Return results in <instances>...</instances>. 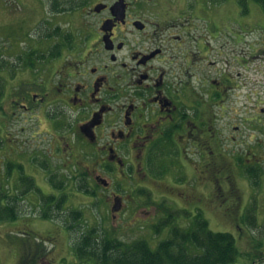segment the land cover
<instances>
[{
    "label": "flooded vegetation",
    "instance_id": "flooded-vegetation-1",
    "mask_svg": "<svg viewBox=\"0 0 264 264\" xmlns=\"http://www.w3.org/2000/svg\"><path fill=\"white\" fill-rule=\"evenodd\" d=\"M117 1L72 0L70 6L80 9L83 19L79 38L37 59L42 67L34 61L24 65L21 75L27 72L30 78L15 71L11 81L20 79L18 85L24 87L10 92L14 111L21 108L58 126L54 140L58 149L65 145L64 166L111 190L108 204L114 218L129 207L128 195L137 187L148 188L153 179L177 170L179 162H191L204 180L206 168L225 158V127L240 132L238 144L251 151L258 138L242 134L241 121L237 124L242 103L253 106V117L246 119L250 127L256 133L264 127L257 80L246 76L242 81L243 68H249L243 64L242 34L224 31L226 21L210 17L203 18L202 29L185 11L178 16L173 9L162 11L155 0H123V12L113 8ZM252 70L257 76L258 69ZM191 185L180 193L185 202H203L200 184ZM169 192L161 196L172 199ZM200 211L185 209L193 216ZM177 233L179 241L193 232Z\"/></svg>",
    "mask_w": 264,
    "mask_h": 264
},
{
    "label": "rangeland",
    "instance_id": "rangeland-1",
    "mask_svg": "<svg viewBox=\"0 0 264 264\" xmlns=\"http://www.w3.org/2000/svg\"><path fill=\"white\" fill-rule=\"evenodd\" d=\"M155 1H158L162 11L173 9L176 16L185 11L184 16L194 17L193 23L201 28L205 23L203 18L210 17L216 22L226 21L222 25L224 31L242 34L246 39V43L241 45L242 58L246 60L243 64L249 67L243 68L242 81H246V76L247 81L250 78H253V82L257 80L254 87L258 90L260 114V108H264L262 5L249 0V11L243 13L239 0ZM70 5H75L72 0H0V76L6 79L4 82L0 78V84L4 86L0 100V172L9 161L23 162L25 173L33 176L40 188L23 196L21 215L17 220L0 222V264H18L21 261L23 264H98L97 260L79 258L75 252L73 246L84 231L94 229V237L100 242L108 238L125 243L145 240L152 248H156L161 241L171 238L170 230L193 232L198 214L205 215L203 218L208 220L213 231L230 232L235 236L239 255L230 264H264V127L260 125L261 130L256 133V129L250 127L251 122L246 120L254 114L250 112V107H253L251 104L242 103L238 116L241 120L237 123H242V134L254 133V139L258 138L253 142L254 146L250 147L251 151L245 144H238L240 132L225 127L228 139L225 158L218 160L221 162L219 166L206 168L204 180H201L200 172L191 162L183 161L186 167L179 162L178 171H167L162 177L150 181L148 188L137 187L128 195L129 207L116 218L108 204L111 190L105 189L101 182L93 183L89 178L86 179L87 175L83 172L80 175L84 179L79 178L80 175H74L73 167L64 166L62 157L65 156V145L58 149L57 140H54V128L58 126H52L51 120L37 118L34 113L21 108L14 111L10 92L22 91L24 85H18L20 79L11 81V77L16 72L20 76L31 77L27 72L21 75L26 70L24 65L27 57L31 53L45 56L63 42L79 38L83 19L80 9H63ZM251 54L258 57H251ZM20 56L23 59L19 60ZM40 61L35 60L34 64L42 67L43 62ZM253 68L258 69L257 76ZM246 91L243 89L244 93ZM262 117L260 115L259 119ZM232 136L237 139L233 141ZM51 148L53 152L50 153ZM191 158L196 160L197 156L191 154ZM248 158H254L258 163L250 165ZM18 176L15 171L12 179H5V184L11 183V194L24 190V185L16 182ZM229 176L234 180L233 186ZM121 181L118 179L115 183L121 187ZM53 182L65 187L61 191ZM167 184L176 189L169 188ZM191 184H200L198 190L204 194L203 202H185L180 193L190 190ZM123 187L126 189L129 185ZM231 187L235 189L234 194L230 191ZM168 192L172 199L161 196V193ZM49 194L64 196L65 202L59 211H51L56 214L43 218V197ZM186 208L204 212L193 216L194 212L185 213ZM76 210L82 212L81 220L77 222L78 228H70V224L75 223L70 214ZM184 245L191 254L201 253L190 241Z\"/></svg>",
    "mask_w": 264,
    "mask_h": 264
},
{
    "label": "trees",
    "instance_id": "trees-1",
    "mask_svg": "<svg viewBox=\"0 0 264 264\" xmlns=\"http://www.w3.org/2000/svg\"><path fill=\"white\" fill-rule=\"evenodd\" d=\"M254 1L260 3L264 9V0ZM248 2L249 0H239L243 13L249 11ZM56 6L58 7V5ZM63 9H73V7H65ZM44 57V55L31 53L27 57L28 60H26L27 63L25 65H30L33 61ZM21 59H23L22 56L19 57V60ZM3 93L4 86L0 84V100ZM15 171L19 175L16 182L24 185V190L21 193L11 194V183L7 185L4 182L5 179H12ZM34 180L33 176H28L25 173V164L23 162L9 161L6 167H3L0 172V222L14 221L20 217L23 196L30 191L40 190ZM54 185L60 188L61 191L65 187L63 184L58 185L56 182ZM43 198L42 205L44 210L41 215L43 218H50L56 214L51 211H59L65 202L64 196L55 194H49ZM70 215L75 223H71L69 227L78 228L77 222L81 220L82 212L76 210ZM195 227L196 229L192 235L188 236L186 234L179 241H177V232L179 230L173 229V237L161 241L156 248H152L145 240L125 243L122 240L108 238L100 242L94 237V229H90L81 233L79 241L73 247L79 258L97 260L98 264H230L236 261L239 250L236 238L232 233L213 231L209 227L208 220L199 215L197 216ZM184 241H190L196 250H201V253L191 254L187 246L182 245ZM18 264H23V261Z\"/></svg>",
    "mask_w": 264,
    "mask_h": 264
},
{
    "label": "water",
    "instance_id": "water-1",
    "mask_svg": "<svg viewBox=\"0 0 264 264\" xmlns=\"http://www.w3.org/2000/svg\"><path fill=\"white\" fill-rule=\"evenodd\" d=\"M113 8H115L117 10V12H123L124 11V5H123V0L117 1ZM115 210H119V207L117 206V204L114 206Z\"/></svg>",
    "mask_w": 264,
    "mask_h": 264
}]
</instances>
